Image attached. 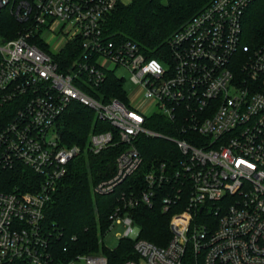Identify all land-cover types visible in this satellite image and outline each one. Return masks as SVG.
<instances>
[{
	"label": "built area",
	"instance_id": "1",
	"mask_svg": "<svg viewBox=\"0 0 264 264\" xmlns=\"http://www.w3.org/2000/svg\"><path fill=\"white\" fill-rule=\"evenodd\" d=\"M256 1L213 0L174 35L168 54L154 58L107 33L124 0H0V15L8 10L20 24L14 37L0 36V114L12 115L0 130V170L22 167L34 176L26 189L0 190V264H109L103 254L60 252L46 211L85 152L125 146L96 195L136 174L139 137L166 138L145 127L156 114L172 123L179 155L154 164L146 190L124 196L111 217L109 231L124 226L121 239L144 260L124 264H264V45L245 43L243 28ZM71 45L75 59L62 70L58 58ZM118 69L135 88L126 89L127 103L104 93L110 76L127 86ZM74 103L106 126L94 128L85 150L62 145L59 122ZM161 188L165 212L184 203L166 247L143 239L130 213L152 206Z\"/></svg>",
	"mask_w": 264,
	"mask_h": 264
},
{
	"label": "trees",
	"instance_id": "2",
	"mask_svg": "<svg viewBox=\"0 0 264 264\" xmlns=\"http://www.w3.org/2000/svg\"><path fill=\"white\" fill-rule=\"evenodd\" d=\"M213 0H133L130 4L121 2L108 17L106 30L113 38H121L138 43L143 51L154 58L168 54L169 43L176 33L181 31L196 15L205 10ZM20 24L9 12L0 15V36L12 38ZM244 41L254 48L264 45V0L253 3L244 18ZM75 46H69L58 58L61 69L66 70L74 61ZM108 98H118L127 103L126 85L116 77L110 76L105 85ZM7 111V110H6ZM11 114L14 109L8 110ZM12 116V115H11ZM0 114V130L12 118ZM96 127L106 128L97 123L96 114L77 103L72 104L59 122L62 145L80 146L85 150L89 144L90 133ZM145 127L162 136L174 138L173 125L162 115L156 114L148 119ZM157 138L141 135L137 145L143 156L140 170L109 195H96L94 187L111 178L115 172V163L124 145L111 147L100 155L85 152L71 163L69 172L59 185L46 211V225L52 233H59L57 243L59 251L68 258L76 255L103 254L109 264H124L128 260L141 263L134 250V242L121 239L115 250L102 243L112 224L111 217L119 206H123V197L131 193L146 190L145 175L154 164L177 158L178 151L168 154L163 143ZM34 177L22 167L16 171L0 170V190L13 191L26 189ZM172 187V186H171ZM167 189L161 188L152 206L141 203L132 214L141 228V237L158 247L168 246L172 235L170 223L173 215L184 210V203L164 211V198ZM186 201V195L184 197ZM75 238V240H73ZM186 264H193L188 258Z\"/></svg>",
	"mask_w": 264,
	"mask_h": 264
},
{
	"label": "rangeland",
	"instance_id": "3",
	"mask_svg": "<svg viewBox=\"0 0 264 264\" xmlns=\"http://www.w3.org/2000/svg\"><path fill=\"white\" fill-rule=\"evenodd\" d=\"M133 0H124L125 3L130 4ZM4 12H9L8 10L4 11ZM117 76H124L127 79V86L126 89L128 91L129 94H133L135 88L133 86V84L130 82V74L124 70V69H118L116 71ZM158 134V133H157ZM161 135V134H159ZM162 136V135H161ZM165 137V136H163ZM168 138V139H166ZM166 138H157L155 140L156 143H163L165 145V148H167L168 150V154H171L172 152H175V150L177 151V146L175 143H173V141H171V137H167ZM110 229V228H109ZM109 229L107 230V232L109 231ZM125 232V227L122 225H116L115 228L111 231H109L108 233H106V235L103 238V244L104 246H106L107 248H109L110 250H115L119 244H120V240L122 235ZM101 254V253H100ZM142 263H144V260H141Z\"/></svg>",
	"mask_w": 264,
	"mask_h": 264
}]
</instances>
